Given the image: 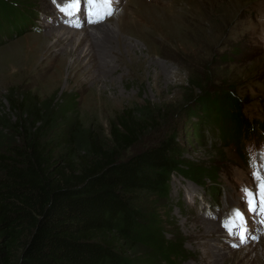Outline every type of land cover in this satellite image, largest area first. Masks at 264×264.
Returning a JSON list of instances; mask_svg holds the SVG:
<instances>
[{"label":"rangeland","instance_id":"374dc122","mask_svg":"<svg viewBox=\"0 0 264 264\" xmlns=\"http://www.w3.org/2000/svg\"><path fill=\"white\" fill-rule=\"evenodd\" d=\"M7 1L11 13L26 20L0 25V112L14 120L10 99L26 91L55 101L77 93L79 119L107 133L123 111L136 116L151 111L141 140L127 155L177 130L186 161L220 171L197 181L176 173L168 198L139 196L142 210L161 224L166 239L184 241L181 264H264L259 217L248 216L244 243L235 229L229 234L224 227L233 210L245 207L241 190H255L251 162L264 153L259 127L264 124V0H118L114 14L96 24L81 20L82 13L66 17L59 7L69 0ZM95 25L103 26L99 33ZM104 27L112 31L110 41L100 36ZM57 28L60 34L53 38ZM66 30L77 37L55 45ZM95 33L80 50L90 59L68 55L78 40ZM229 84L257 123L256 133L241 142L236 136L224 140L217 131H205L204 141L196 138L192 126L199 117L189 120V102L199 88L220 91ZM207 223L222 232L206 231L201 225Z\"/></svg>","mask_w":264,"mask_h":264},{"label":"trees","instance_id":"16d2710c","mask_svg":"<svg viewBox=\"0 0 264 264\" xmlns=\"http://www.w3.org/2000/svg\"><path fill=\"white\" fill-rule=\"evenodd\" d=\"M10 6L0 0V25L26 20ZM233 86L199 88L189 102V120L199 117L196 138L217 131L241 142L256 133ZM22 93L10 99L14 120L0 112V264L183 263L184 241L166 239L139 196L166 199L172 175L197 181L217 177L219 169L186 161L177 130L127 155L151 111H123L106 133L79 119L77 93L56 101Z\"/></svg>","mask_w":264,"mask_h":264},{"label":"snow or ice","instance_id":"6c2138e0","mask_svg":"<svg viewBox=\"0 0 264 264\" xmlns=\"http://www.w3.org/2000/svg\"><path fill=\"white\" fill-rule=\"evenodd\" d=\"M116 2L118 0H69L64 6L59 7V10L70 18L82 13L81 20L96 24L102 23L114 14ZM251 167L253 180L256 182L255 190L247 188L241 190L242 203L245 207L233 210L232 218L224 225L229 234H233L234 229L238 232L241 243L247 239L248 216H257L260 223L264 224V153L251 162Z\"/></svg>","mask_w":264,"mask_h":264},{"label":"bare ground","instance_id":"6f19581e","mask_svg":"<svg viewBox=\"0 0 264 264\" xmlns=\"http://www.w3.org/2000/svg\"><path fill=\"white\" fill-rule=\"evenodd\" d=\"M63 16H61L59 19L62 21V20H66L65 18H62ZM81 21V20H80ZM79 21V22H80ZM70 22V26H72V27H74L73 25H78V24H75V23H72V21H69ZM67 23H68V21H67ZM81 23V22H80ZM95 28H93L94 30H96L97 31V33H99L100 32V30L102 29V27L103 26H101V27H97L96 25L94 26ZM104 31L100 34V36L101 35H105L104 36V38L106 39V40H109L110 41V39H111V30L110 29H105V27H104V29H103ZM67 31V30H66ZM54 32H56V33H53V38H54V36L55 37H57V36H59L58 34H60L59 32H58V28L57 29H55L54 30ZM58 33V34H57ZM77 37V34H73V32L71 31H67L66 33H64L60 38H58L57 39V41H56V43H55V45H57V46H61V44H62V46L64 45V43L65 42H70L71 41V39H73V37ZM96 36V33L95 34H92V35H90L89 36V34H87V36H85L84 37V39H82V40H78L76 43L78 44V46H76L75 47V49H72V51L70 52V54H68V55H70V56H72V55H74V56H77V59H79V60H82V59H90L91 57H90V55H88V53H84V52H80V50H81V47L83 46V42L84 41H86V40H89L90 41V39L91 38H96L95 37ZM53 38H51V39H53ZM97 39H98V37H97ZM54 40V39H53ZM51 41V40H50ZM99 40H97V42H98ZM101 41V40H100ZM99 41V42H100ZM88 42V41H87ZM89 43V42H88ZM99 45V47L101 48V45L100 44H98ZM92 46V45H91ZM55 47V46H54ZM89 51V50H88ZM90 53V52H89ZM91 53H92V51H91ZM90 53V54H91ZM63 58H66V56L65 57H63ZM78 60V61H79ZM202 227H204V229L207 231V230H212V231H221L222 232V228L220 227V228H218V227H216L214 224H212V223H207V224H202L201 225ZM216 235H218V234H216Z\"/></svg>","mask_w":264,"mask_h":264}]
</instances>
